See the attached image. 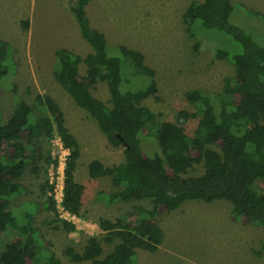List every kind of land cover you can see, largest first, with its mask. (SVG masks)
<instances>
[{"label":"trees","instance_id":"1","mask_svg":"<svg viewBox=\"0 0 264 264\" xmlns=\"http://www.w3.org/2000/svg\"><path fill=\"white\" fill-rule=\"evenodd\" d=\"M89 1L77 0L71 10L92 51L82 57L68 48H57L52 75L74 103L95 120L108 144L123 149V161L117 164L106 166L93 159L87 165L90 178L109 176L113 186L122 187L103 194L106 202L147 201L149 208L138 206L114 221L100 218L99 236H88L82 251L67 246L63 254L73 264H135L136 250L154 253L161 245L160 218L187 200L225 199L231 203L232 220L263 229L264 192L256 189L255 182L264 179V44L230 21L232 0H194L182 15L190 37H195V31L213 29L227 34L240 48L237 52L216 48L215 56L227 60L234 75L223 79L218 93L187 90L184 96L193 111L181 109L173 121H158L143 104L156 93L155 71L145 64L140 51L124 45L118 47L121 57L137 74L147 77L148 84L142 89L122 84L120 58L108 53L105 34L92 27L86 16ZM8 49L7 41L0 39V80L7 74ZM81 63L85 73L79 71ZM98 83L107 87V102L92 92ZM36 100L42 114L36 115L20 99L6 121H0V238L8 235L0 250V264H67L50 250V242L34 219L38 211L51 212L61 229L70 232L75 228L71 221L58 217L54 187L47 176L50 166L56 169L58 158L45 146L56 136L68 151L61 205L70 214L83 216L84 186L75 175L81 158L79 142L49 95H38ZM193 118H198V123L188 135L185 126ZM146 139L155 147L144 148ZM199 164L203 167L200 175H187ZM28 172L37 177L42 174L40 191L45 200L22 206L16 200L27 191L22 180ZM115 239L118 242L104 254L102 243L111 244Z\"/></svg>","mask_w":264,"mask_h":264},{"label":"rangeland","instance_id":"2","mask_svg":"<svg viewBox=\"0 0 264 264\" xmlns=\"http://www.w3.org/2000/svg\"><path fill=\"white\" fill-rule=\"evenodd\" d=\"M192 1L90 0L85 6L90 25L107 38L108 53L120 58L125 87L142 89L148 84V78L137 74L131 63L121 57L119 46L140 51L145 64L155 71L156 93L143 104L156 114L158 121H173L181 109L193 111L184 96L187 90L218 93L223 79L234 75V67L214 54L220 47L239 51L240 46L227 34L211 29L207 31L209 34L195 31L193 38L186 32L182 15ZM76 2L0 0V39L9 45L7 74L0 80V121H6L20 99L28 103L36 115L42 114L36 97L49 95L61 108L65 126L80 145L81 158L75 175L84 186L83 216L75 219L74 231L61 229L51 212L38 211L34 217L36 226L50 242V250L67 264L73 263L63 254L65 247L82 251L88 236L101 234L97 224L100 218L114 221L138 206L149 208L147 201L106 202L103 194L119 191L122 187L113 186L109 176L90 178L87 165L93 159L106 166L117 164L123 161V149L108 144L95 120L74 103L52 75L57 48H68L82 57L92 51L81 37L71 10ZM232 4L230 21L249 33L254 41L264 44V0H232ZM195 39L200 43L199 49L195 47ZM79 71L85 73L83 63L79 65ZM92 92L103 102L109 99L104 83H98ZM197 123L198 118H193L186 124L188 135H192ZM56 140L57 137L45 147L58 158L56 169L49 167L47 176L54 187V196L59 199L63 159L67 155H63ZM143 147L149 150L155 146L146 139ZM202 172L203 167L199 164L187 175ZM42 180V174L37 177L28 172L22 180L27 191L17 196L16 203L23 206L25 202H36L37 205L43 202ZM255 187L264 192V179L257 180ZM230 211L231 203L225 199L212 202L187 200L180 208L160 218L161 245L154 253L136 250L135 264H264V252L261 251L264 228L236 222L230 218ZM7 239V234L0 238V250ZM116 242L117 239L111 244L103 242L104 254ZM255 252L262 254L256 256Z\"/></svg>","mask_w":264,"mask_h":264},{"label":"built area","instance_id":"3","mask_svg":"<svg viewBox=\"0 0 264 264\" xmlns=\"http://www.w3.org/2000/svg\"><path fill=\"white\" fill-rule=\"evenodd\" d=\"M57 137V136H56ZM59 144H60V149L62 150V152H64L63 155H67L68 154V151L65 150L63 147H62V144L60 142V139L59 137H57V140H56ZM67 152V154H66ZM62 155V156H63ZM54 156V155H53ZM55 157V156H54ZM59 158H61V156H59ZM66 158V156H65ZM65 158L63 159L64 160V163H65ZM50 168H54L53 166H50ZM50 174V172H49ZM62 188H63V185H62ZM62 191V189H61ZM54 195V194H53ZM63 195V194H62ZM62 195L59 199H57L55 196V200H56V208H57V213H58V217L62 220H67V221H71L74 225H75V219L77 218V216L75 215H72L70 214L69 212H67L66 210H64V208L62 207L61 205V200H62Z\"/></svg>","mask_w":264,"mask_h":264}]
</instances>
